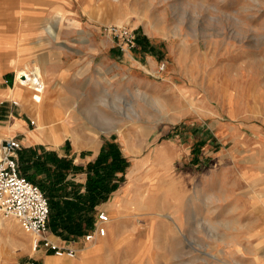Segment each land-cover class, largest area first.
Listing matches in <instances>:
<instances>
[{
	"label": "rangeland",
	"instance_id": "obj_1",
	"mask_svg": "<svg viewBox=\"0 0 264 264\" xmlns=\"http://www.w3.org/2000/svg\"><path fill=\"white\" fill-rule=\"evenodd\" d=\"M111 24L129 27L135 46L120 50L102 32ZM45 27L53 31L52 69L77 57L72 47L84 48L77 72L96 90L83 104L91 108L95 96L113 112L54 114L68 90L50 84L25 51L0 47L2 110L43 131L47 148L37 151H51L52 134L79 151L76 161L64 156L77 167L70 173L84 172L98 144L81 129L51 127L55 121L83 117L103 142L113 133L128 165L113 201L96 207L110 218L105 235L85 242L93 228L65 237L50 229L77 248L76 257H57L33 251L18 221L0 214V264H264V205L249 215L233 208L264 200L250 192L264 174V0H0V33L38 30L31 35L40 40ZM20 68L37 73L40 94L17 81ZM70 93L76 103L78 90Z\"/></svg>",
	"mask_w": 264,
	"mask_h": 264
},
{
	"label": "crops",
	"instance_id": "obj_2",
	"mask_svg": "<svg viewBox=\"0 0 264 264\" xmlns=\"http://www.w3.org/2000/svg\"><path fill=\"white\" fill-rule=\"evenodd\" d=\"M51 15H52V10L49 13V16ZM56 16L60 17L61 14L57 13ZM6 29H4L3 32L0 33L2 36V38H0L1 48L20 49V50L25 51L24 55H27L29 62L35 61L38 64L40 63L38 67L40 71H41V68L44 70L46 79L50 84L55 85L56 82H59V88H61L62 90L63 89L68 90L67 92L68 95H65V93L62 92V96H63L62 104L57 105L55 106V108H53L52 112L54 114L86 113L88 112V110L90 111L93 110L94 112H113V108H112L113 103L109 102V104H102L100 102V99H97L95 96L92 97L93 105L91 106V108H88L86 105L83 104L82 99L84 100V99L90 98L88 97L87 94L91 90L93 92H95L96 90V86L93 83H90V76L77 72L78 70H81V68L83 67V64L81 63L80 58H82L84 55V53H82L84 51V48H81L78 45L77 47H72L71 49H74V55H77V57L76 58L74 57L73 61L71 63L69 62L67 67L65 66V68L52 69L51 65L53 64L54 57H55V43H54V38L52 36L53 31L51 28L50 29H48L47 27L42 28L44 30L45 35L43 37H40V40L39 39L35 40V38L37 37H33V35H31L33 34V32L38 33V30L22 31V33L24 34L23 35L24 37L19 38L20 36L18 37L15 34H12L10 29H7V30ZM126 54L128 55L129 53H126ZM42 57L45 58L44 63L41 60ZM23 63L24 61H22L20 65H22ZM34 66L36 67L37 65L35 64ZM18 70H16V72ZM113 76L114 74H112V80H113ZM9 86L10 85L3 88V90L10 91L8 96L14 98L17 94L16 91L14 92L15 86L13 88ZM55 86H57V84ZM74 89L78 90L77 97L79 100L76 103H75V100L70 101L71 97L73 96L70 92L73 93ZM14 99L17 100V105L18 104L20 105L19 98H14ZM47 106L48 104L43 105L44 108H46ZM51 127L53 128L56 127V128H61V129L77 128V129L83 130V132L81 133L82 138H85L86 136H92L93 138L92 144H98V147L94 149L93 156L87 159H92L93 157L95 158L97 155V152L99 151L100 146L103 143V139L100 138V135H97L96 132L94 131L92 132L91 130V128H96V126H92L91 123L83 117H81L78 121H72V122L68 120H64L59 123L55 121L53 124H51ZM6 136L18 137L23 147H36L37 145H41L47 148L46 143L42 141L44 138L41 137V134H39L36 130H31L28 127L27 121L21 116L20 112H18L17 114H14L13 110H11L10 108L8 109V107H6L3 110L2 109L0 110V139L6 138ZM108 136L111 138L113 136V133H110ZM109 137H106V138H109ZM51 145L52 146L51 147L49 146V149H51V151L56 152L59 157L68 156V157L73 158V161H76L77 160L76 156L80 154L79 151H76L74 149L69 150V151L66 150L65 147L63 146L62 140H59L58 142H52L51 140ZM85 178H86V174L84 172H81L79 174L69 172L66 176L67 180L71 179V180L79 181L81 191H84ZM252 181L254 184H253V187H251L250 192H254L257 195L264 197V174L262 176L258 175V179L252 180ZM238 191L240 192L241 189H239ZM108 201L109 202L113 201V192L111 193L109 199L105 203H109ZM257 201L258 200H254L253 202H244V204L237 203L233 208L236 210L245 209V211L247 210V212H244L245 215H249L250 213H252L250 210H256L257 208H262V206L264 205L263 203L264 200L261 202H257ZM106 208H108L110 211L113 210L112 206L110 205L106 206ZM227 208H230V207H227ZM48 256H51V255H48Z\"/></svg>",
	"mask_w": 264,
	"mask_h": 264
},
{
	"label": "trees",
	"instance_id": "obj_3",
	"mask_svg": "<svg viewBox=\"0 0 264 264\" xmlns=\"http://www.w3.org/2000/svg\"><path fill=\"white\" fill-rule=\"evenodd\" d=\"M114 138L105 140L95 160L83 168L86 174L84 191L68 185V172L77 168L70 159L33 147L19 150L20 174L37 183L47 198L48 225L54 234L78 236L84 234L86 228H92L96 207L107 201L124 180L128 162Z\"/></svg>",
	"mask_w": 264,
	"mask_h": 264
},
{
	"label": "built area",
	"instance_id": "obj_4",
	"mask_svg": "<svg viewBox=\"0 0 264 264\" xmlns=\"http://www.w3.org/2000/svg\"><path fill=\"white\" fill-rule=\"evenodd\" d=\"M102 32L116 39L122 51L135 46L134 34L126 25H105L102 27ZM31 90L40 94L43 87L35 81ZM34 96L33 100L38 101ZM11 101L17 104L14 99ZM2 103L0 100V110ZM30 123L35 124V121L30 120ZM21 147L22 144L16 137L0 139V214L3 217H13L18 221L21 228L32 237L33 251L51 253L57 257H76L77 248L74 242L59 243L58 237L52 235L48 225L49 205L43 191L38 185L20 174L18 152ZM109 221L110 218L106 211H97L93 229L83 235V240L89 242L105 235ZM17 264H44V262L31 259Z\"/></svg>",
	"mask_w": 264,
	"mask_h": 264
},
{
	"label": "bare ground",
	"instance_id": "obj_5",
	"mask_svg": "<svg viewBox=\"0 0 264 264\" xmlns=\"http://www.w3.org/2000/svg\"><path fill=\"white\" fill-rule=\"evenodd\" d=\"M59 19H60V17H58ZM255 62L257 63V60H255ZM36 72V71H35ZM37 74V73H36ZM36 74H33L32 72H31V74L30 73H28V71L26 70V69H20V70H18L17 72H16V79H17V81L19 80V82H22V83H24V84H27L28 85V87L29 88H33L34 87V84H35V81H38L39 83H40V79H39V77L36 75ZM17 84V83H16ZM19 85H22V84H20L19 83ZM40 86H41V84H40ZM27 87V88H28ZM28 91V90H27ZM17 93V92H16ZM20 94H21V92H20ZM13 122V121H12ZM43 126V125H42ZM42 126L41 125H38L37 126V129H39V130H41V128H42ZM47 126H45V128H46ZM55 129H56V127H55ZM42 131V130H41ZM58 131V130H57ZM63 131V130H62ZM52 134V133H51ZM50 134V135H51ZM44 136V133H43V131L41 132V137H43ZM51 139L50 138H48V139H46V140H52V142H57V141H59V139H60V137L58 136V135H54V134H52L51 136Z\"/></svg>",
	"mask_w": 264,
	"mask_h": 264
}]
</instances>
